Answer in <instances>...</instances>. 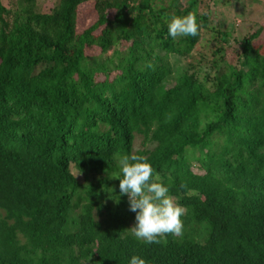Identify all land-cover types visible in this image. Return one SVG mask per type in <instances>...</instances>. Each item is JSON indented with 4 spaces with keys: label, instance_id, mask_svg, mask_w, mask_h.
I'll list each match as a JSON object with an SVG mask.
<instances>
[{
    "label": "trees",
    "instance_id": "1",
    "mask_svg": "<svg viewBox=\"0 0 264 264\" xmlns=\"http://www.w3.org/2000/svg\"><path fill=\"white\" fill-rule=\"evenodd\" d=\"M7 1L0 264H264V20L236 35L214 26L217 0ZM189 12L198 35L170 37ZM208 30V57L173 62ZM131 154L185 209L182 235L131 234L136 213L112 178Z\"/></svg>",
    "mask_w": 264,
    "mask_h": 264
},
{
    "label": "clouds",
    "instance_id": "2",
    "mask_svg": "<svg viewBox=\"0 0 264 264\" xmlns=\"http://www.w3.org/2000/svg\"><path fill=\"white\" fill-rule=\"evenodd\" d=\"M168 34L173 39L180 36H197L196 15L173 16L168 23ZM147 67H152L151 63ZM122 178L119 179L120 194H127L129 210L136 213L135 224L129 230L138 240L146 244H159L158 237L167 234L182 235L181 216L185 209L177 205L169 195V189L160 182L152 181V166L140 155L131 154L118 157ZM186 185H181L185 187ZM130 264H146L139 256H132Z\"/></svg>",
    "mask_w": 264,
    "mask_h": 264
},
{
    "label": "rangeland",
    "instance_id": "3",
    "mask_svg": "<svg viewBox=\"0 0 264 264\" xmlns=\"http://www.w3.org/2000/svg\"><path fill=\"white\" fill-rule=\"evenodd\" d=\"M42 6L46 8H50L52 4L56 0H39ZM218 4H214L211 6V9L215 10V16L221 24H216L214 21V26L220 28L223 26L225 28L235 27L233 30L235 34H244L246 33L253 24L260 23L264 20V0H217ZM4 4L8 6V1L3 0ZM92 10V3L88 2L80 10V14L83 13L84 17L82 18V22H88L91 20V15L89 14ZM238 22V24L234 26L233 23ZM223 29V28H222ZM216 32H212L211 30L206 31L203 35V40L198 44L195 48L194 52H192V56L187 58L178 57L176 55H171V58L174 63L183 65L184 63H196L203 59L202 57H208L211 48V41L214 38ZM102 79V78H101ZM140 147V140L138 137L135 138L134 149H138ZM193 170L196 171L198 168L194 164ZM72 172L81 179V175L79 172L72 168ZM83 180V179H82ZM174 200V199H173ZM175 202V200H174ZM176 203V202H175ZM2 211L0 210V215ZM90 264V263H88Z\"/></svg>",
    "mask_w": 264,
    "mask_h": 264
}]
</instances>
